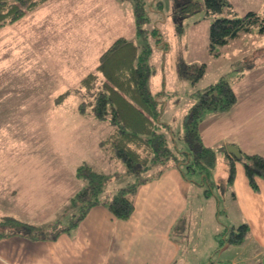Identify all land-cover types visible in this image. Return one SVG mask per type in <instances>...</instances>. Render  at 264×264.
<instances>
[{
  "label": "rangeland",
  "instance_id": "rangeland-1",
  "mask_svg": "<svg viewBox=\"0 0 264 264\" xmlns=\"http://www.w3.org/2000/svg\"><path fill=\"white\" fill-rule=\"evenodd\" d=\"M181 1L145 0L150 19L139 26L135 0H46L0 27V222L13 217L47 234L71 224L82 211V203L72 197L88 183L79 172L82 166L106 175L102 198L136 180L123 161L100 146L114 129L110 116L97 117L89 104L84 112L79 109L93 98L82 79L96 70L102 52L120 36L149 50L155 73L148 87L165 101L162 120L170 123L180 147L186 144L183 117L199 99L198 91L225 77L238 94L239 114L252 113L253 127H245L240 139L243 147L264 151V32L253 26L226 43L212 45L210 39L216 17H236L250 9L264 15V0H230L238 14L210 13L200 0L201 9L186 16L176 10ZM191 64L204 65V73L186 75ZM225 116L207 110L201 130L207 133ZM221 141L213 145L217 163L211 185L202 183L199 170L186 169L196 182L174 230L181 241L174 264H260L249 236L241 243L230 241L243 216L229 185L227 196L216 182L228 165ZM10 228L17 226L0 225V231ZM258 257L264 261L263 254Z\"/></svg>",
  "mask_w": 264,
  "mask_h": 264
},
{
  "label": "trees",
  "instance_id": "trees-1",
  "mask_svg": "<svg viewBox=\"0 0 264 264\" xmlns=\"http://www.w3.org/2000/svg\"><path fill=\"white\" fill-rule=\"evenodd\" d=\"M44 1L46 0H0V27L18 20ZM205 5L210 13L224 10L237 13L230 0H205ZM201 7L200 0H183L176 10L180 15L186 16L199 11ZM135 13L139 26L150 19L145 0H135ZM253 26H258L264 32V15L253 9L236 17L218 16L212 23L211 43H226L231 38L238 37L242 31L251 30ZM148 52V49L140 48L135 41L120 36L102 52L96 70L88 73L81 81L82 86L93 94V98L82 101L79 109L84 112L89 104L97 117L103 119L110 116L114 129L101 139L100 146L111 158L123 161L127 171L136 175V180L113 195L102 198L99 195L104 191L106 175L89 166H82L79 172L85 174L88 183L72 197L74 203H82V211L66 228L61 227L47 235L35 225L13 217L0 222L1 226L15 224L31 238H56L64 229L78 224L98 204H106L117 219L127 220L135 210L139 186L158 178L171 167H178L184 177L193 182L196 179L189 176L186 169L199 170L203 176L202 183H213L211 173L217 163V150L204 141L201 124L207 110H231L238 102L237 92L225 77L198 91L199 99L183 117V139L186 144L180 147L175 141L172 126L162 120L165 101L159 97L161 94L152 93L148 87V80L155 73L154 64L148 60ZM185 69L186 75L198 78L204 73L205 66L191 64ZM63 95L65 93H62L61 98ZM219 149L227 154L229 184L235 179L236 161L240 160L250 185L254 190H259L258 179L264 178V155L240 149L242 158L237 159L229 153L227 144L220 145ZM142 173L146 174L143 176ZM230 229L235 230V227ZM239 229V232L233 233L230 241L241 243L245 240L249 234L248 223H241ZM14 230L15 228H10L8 231H0V237ZM259 262L261 264L264 261Z\"/></svg>",
  "mask_w": 264,
  "mask_h": 264
},
{
  "label": "crops",
  "instance_id": "crops-1",
  "mask_svg": "<svg viewBox=\"0 0 264 264\" xmlns=\"http://www.w3.org/2000/svg\"><path fill=\"white\" fill-rule=\"evenodd\" d=\"M254 59L258 61L260 57ZM239 101L238 98L235 106L225 112L224 123L212 125L207 133L202 131L204 141L213 146L222 140L221 145L235 144L242 151L264 155L263 150L245 148L241 143L252 113L247 109L239 114ZM257 112L253 108V113ZM260 139L264 142V135ZM227 163L226 173L216 177V182L224 187L227 196L229 185L231 199L243 216L242 222L249 225L247 237L259 250L256 256L260 261L258 256L264 255V178L258 179L259 190H254L243 163L237 160L235 179L229 184L228 160ZM192 185L193 181L187 180L178 167H171L139 186L135 210L127 220L117 219L106 204H98L56 238H31L17 226L12 233L0 237V264H172L181 253V241L174 229L188 209Z\"/></svg>",
  "mask_w": 264,
  "mask_h": 264
},
{
  "label": "water",
  "instance_id": "water-1",
  "mask_svg": "<svg viewBox=\"0 0 264 264\" xmlns=\"http://www.w3.org/2000/svg\"><path fill=\"white\" fill-rule=\"evenodd\" d=\"M227 150L229 151V153H231L237 159H241L242 158V152H241L240 148L237 145H235V144H227ZM219 264H228V263L220 262Z\"/></svg>",
  "mask_w": 264,
  "mask_h": 264
}]
</instances>
